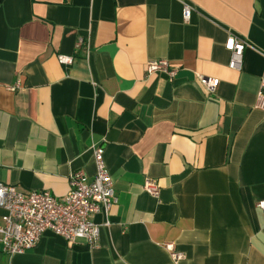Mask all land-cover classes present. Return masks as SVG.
<instances>
[{
  "label": "crops",
  "instance_id": "obj_1",
  "mask_svg": "<svg viewBox=\"0 0 264 264\" xmlns=\"http://www.w3.org/2000/svg\"><path fill=\"white\" fill-rule=\"evenodd\" d=\"M262 80L264 0H0V182L64 196L101 146L117 197L95 246L45 231L0 264H264Z\"/></svg>",
  "mask_w": 264,
  "mask_h": 264
},
{
  "label": "built area",
  "instance_id": "obj_2",
  "mask_svg": "<svg viewBox=\"0 0 264 264\" xmlns=\"http://www.w3.org/2000/svg\"><path fill=\"white\" fill-rule=\"evenodd\" d=\"M191 7L184 5L183 15L188 19ZM81 40L77 42V47ZM246 42L229 34L225 48L230 51L229 67L240 69ZM61 63H70L71 57L58 55ZM147 74L164 73L169 78L174 75L166 58L150 59L146 63ZM200 83L213 92L217 86L215 78L198 76ZM13 88V87H12ZM11 88V89H12ZM255 107L264 110V80L257 92ZM104 149L92 148L95 173L91 180L83 169L74 170L69 175V190L61 197L47 190H19L15 185L0 182V208L5 213L0 217V244L6 254H20L33 248L45 231L61 236L68 245L84 240L89 246H95L100 236L101 225L94 216H105L104 225L109 224L108 213L117 202L113 180L104 161ZM144 190L158 197L160 188L153 180L147 179ZM264 212V199L256 202ZM165 247L174 260L183 258V254L173 249L169 243Z\"/></svg>",
  "mask_w": 264,
  "mask_h": 264
}]
</instances>
